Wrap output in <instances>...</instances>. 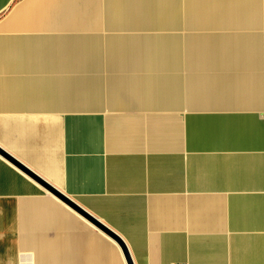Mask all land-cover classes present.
Here are the masks:
<instances>
[{"label":"crops","instance_id":"obj_1","mask_svg":"<svg viewBox=\"0 0 264 264\" xmlns=\"http://www.w3.org/2000/svg\"><path fill=\"white\" fill-rule=\"evenodd\" d=\"M264 264V0H0V264Z\"/></svg>","mask_w":264,"mask_h":264},{"label":"water","instance_id":"obj_2","mask_svg":"<svg viewBox=\"0 0 264 264\" xmlns=\"http://www.w3.org/2000/svg\"><path fill=\"white\" fill-rule=\"evenodd\" d=\"M56 192V194L58 196H60L62 199L66 200L67 202H69L70 204H72L73 206H76L74 203H72V201H70L69 199H67V197L63 196L61 193ZM76 208H78V210H80L82 213H84L86 216H88L92 221H94L96 224H98L103 230H105L109 235H111L121 246L124 255L126 257V260L128 262V264H134L131 255L129 253V250L125 244V242L121 239V237H119V235H117L115 232H113L111 229H109L108 227H106L105 225L101 224L99 221H97L95 218L91 217L90 215H88L87 213H85L83 210L79 209V207L76 206Z\"/></svg>","mask_w":264,"mask_h":264}]
</instances>
